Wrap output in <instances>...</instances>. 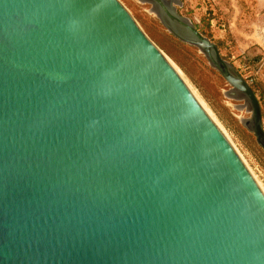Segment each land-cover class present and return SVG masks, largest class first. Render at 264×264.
Returning <instances> with one entry per match:
<instances>
[{"label": "water", "instance_id": "obj_1", "mask_svg": "<svg viewBox=\"0 0 264 264\" xmlns=\"http://www.w3.org/2000/svg\"><path fill=\"white\" fill-rule=\"evenodd\" d=\"M260 102L180 0H140ZM0 264H264V190L121 0H0Z\"/></svg>", "mask_w": 264, "mask_h": 264}, {"label": "rangeland", "instance_id": "obj_2", "mask_svg": "<svg viewBox=\"0 0 264 264\" xmlns=\"http://www.w3.org/2000/svg\"><path fill=\"white\" fill-rule=\"evenodd\" d=\"M121 1L212 113L264 189V149L242 122L251 116L247 107H239L244 100L228 96L232 86L211 66L205 54L170 33L151 11L150 4ZM180 1L179 12L217 44L221 55L252 86L264 124V0Z\"/></svg>", "mask_w": 264, "mask_h": 264}, {"label": "bare ground", "instance_id": "obj_3", "mask_svg": "<svg viewBox=\"0 0 264 264\" xmlns=\"http://www.w3.org/2000/svg\"><path fill=\"white\" fill-rule=\"evenodd\" d=\"M264 190V189H263Z\"/></svg>", "mask_w": 264, "mask_h": 264}]
</instances>
